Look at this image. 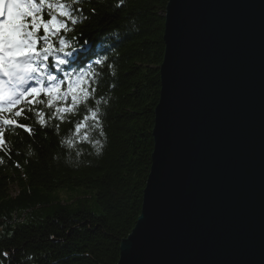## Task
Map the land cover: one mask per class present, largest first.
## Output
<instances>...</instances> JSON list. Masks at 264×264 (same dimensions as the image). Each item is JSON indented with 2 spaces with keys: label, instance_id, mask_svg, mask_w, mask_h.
I'll return each mask as SVG.
<instances>
[{
  "label": "trees",
  "instance_id": "16d2710c",
  "mask_svg": "<svg viewBox=\"0 0 264 264\" xmlns=\"http://www.w3.org/2000/svg\"><path fill=\"white\" fill-rule=\"evenodd\" d=\"M168 2L72 3L79 22L64 38L77 51L63 68L93 73L87 78L96 91L86 107L99 108L101 128L93 126L84 105L65 114L63 122L46 116V127L27 110L21 117L3 115L33 133L3 126L0 264H118L120 245L141 214L151 168ZM49 70L63 79L51 62ZM85 115L86 126L77 136L75 125ZM85 134L89 140L81 142Z\"/></svg>",
  "mask_w": 264,
  "mask_h": 264
},
{
  "label": "water",
  "instance_id": "95a60500",
  "mask_svg": "<svg viewBox=\"0 0 264 264\" xmlns=\"http://www.w3.org/2000/svg\"><path fill=\"white\" fill-rule=\"evenodd\" d=\"M151 168L118 264H264V0H169Z\"/></svg>",
  "mask_w": 264,
  "mask_h": 264
},
{
  "label": "snow or ice",
  "instance_id": "6c2138e0",
  "mask_svg": "<svg viewBox=\"0 0 264 264\" xmlns=\"http://www.w3.org/2000/svg\"><path fill=\"white\" fill-rule=\"evenodd\" d=\"M74 2L76 0H0V113H11L26 102L25 107L15 111V117H21L27 110L33 112L42 127H46V116L63 122L65 114H76L80 105H84L93 126L101 128L99 108L86 107L96 91L87 78L93 73L76 74L63 68L69 64L66 58L77 51L64 38L71 30L70 26L79 22L75 15L78 10L72 7ZM68 48L71 50H66ZM50 58L51 67L55 72L63 73V79L58 80L49 70ZM95 63L102 61L98 59ZM64 84L67 88L62 90ZM95 103L99 104V100ZM36 105H45L52 111L46 114L36 109ZM87 120L88 115H85L75 125L77 136ZM0 124L8 129L17 127L30 135L33 133L29 125L14 119L0 118ZM3 131L0 127V150H4L6 143ZM99 134L103 136L104 132L100 130ZM87 140L89 136L85 134L81 142ZM95 144L100 145V141L96 140Z\"/></svg>",
  "mask_w": 264,
  "mask_h": 264
},
{
  "label": "rangeland",
  "instance_id": "374dc122",
  "mask_svg": "<svg viewBox=\"0 0 264 264\" xmlns=\"http://www.w3.org/2000/svg\"><path fill=\"white\" fill-rule=\"evenodd\" d=\"M30 86H34V85H30Z\"/></svg>",
  "mask_w": 264,
  "mask_h": 264
}]
</instances>
